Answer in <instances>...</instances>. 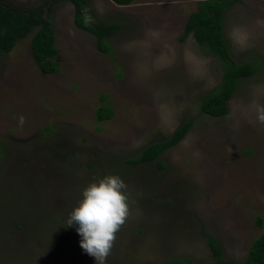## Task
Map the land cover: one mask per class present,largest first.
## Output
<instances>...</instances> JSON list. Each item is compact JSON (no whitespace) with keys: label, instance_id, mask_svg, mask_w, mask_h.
<instances>
[{"label":"rangeland","instance_id":"374dc122","mask_svg":"<svg viewBox=\"0 0 264 264\" xmlns=\"http://www.w3.org/2000/svg\"><path fill=\"white\" fill-rule=\"evenodd\" d=\"M200 1L89 0L92 23L117 26L109 56L76 26L73 3L0 0L44 11L61 67L50 75L36 65L31 36L0 57V264H95L66 221L82 190L109 174L127 185L128 215L106 264L210 263L207 236L226 260L246 259L264 233V0L224 14L233 61L255 74L219 118L200 107L222 81L221 61L181 39ZM103 106L114 114L98 121ZM186 122L164 168L127 163Z\"/></svg>","mask_w":264,"mask_h":264},{"label":"trees","instance_id":"16d2710c","mask_svg":"<svg viewBox=\"0 0 264 264\" xmlns=\"http://www.w3.org/2000/svg\"><path fill=\"white\" fill-rule=\"evenodd\" d=\"M71 2L75 7L76 26L94 35L97 39L98 49L111 55L112 50L106 39L112 36L117 29L116 25L104 26V24L92 23L90 16L89 0H53L57 2ZM118 6H130L135 0H113ZM238 0H201L198 11L189 17L184 34L185 40L190 35L199 45L207 48L217 57L222 64L223 77L219 87L206 94L201 99V112L210 117H224L228 113L229 102L238 88L241 79L252 77L255 68L252 64H237L233 61L230 47L223 34L224 14ZM31 36V47L36 65L46 74L60 72V64L56 61L57 45L56 35L52 23L44 17V11L40 8H30L23 11H15L8 6L0 4V57L3 53H10L22 39ZM104 100L107 96L104 95ZM114 111L109 106H103L97 113L98 121L110 119ZM192 128L191 122H186L178 127L173 135L165 141H158L143 149L138 156L126 159L131 166L157 163L160 169L164 168L163 155L170 149L179 145ZM48 129H50L48 127ZM258 224L263 226V220ZM207 242L211 249L213 260L205 264H264V233L256 239L250 248L249 254L243 261H229L223 256L222 247L217 238L207 236ZM186 261H174V264H182ZM187 264H193L188 263Z\"/></svg>","mask_w":264,"mask_h":264},{"label":"clouds","instance_id":"9594fccd","mask_svg":"<svg viewBox=\"0 0 264 264\" xmlns=\"http://www.w3.org/2000/svg\"><path fill=\"white\" fill-rule=\"evenodd\" d=\"M126 189L120 176L106 175L82 190V198L68 215L67 227L75 228L80 247L95 264H106L116 233L128 215Z\"/></svg>","mask_w":264,"mask_h":264}]
</instances>
